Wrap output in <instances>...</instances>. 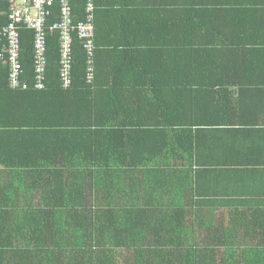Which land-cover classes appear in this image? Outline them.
Wrapping results in <instances>:
<instances>
[{
    "label": "trees",
    "instance_id": "1",
    "mask_svg": "<svg viewBox=\"0 0 264 264\" xmlns=\"http://www.w3.org/2000/svg\"><path fill=\"white\" fill-rule=\"evenodd\" d=\"M133 1L95 0L92 80L74 35L72 81L65 82L60 31L49 33L43 88H36L31 29H19L27 87L13 89L10 66L0 63V264H264V193H250L249 184L247 193L227 190L232 177L264 176L257 164L264 160H250L248 136L235 143L222 109L232 94L204 81L216 73L196 69L207 55L188 44L204 0H176L173 17L154 9L155 0ZM247 2L224 0L223 7L240 12ZM73 8L76 21L86 18L85 0H73ZM59 11L52 9L48 25L62 21ZM157 12L165 19H154ZM138 29L167 31L181 44L164 37L150 48L144 40L143 52L105 42L114 30ZM6 42L0 35V47ZM188 167L193 178L207 176L213 191L194 195L209 201V212L198 213L203 244L185 241L196 229L179 228L180 211L163 209L161 193H147L167 175L181 189Z\"/></svg>",
    "mask_w": 264,
    "mask_h": 264
},
{
    "label": "crops",
    "instance_id": "2",
    "mask_svg": "<svg viewBox=\"0 0 264 264\" xmlns=\"http://www.w3.org/2000/svg\"><path fill=\"white\" fill-rule=\"evenodd\" d=\"M223 1L204 0L205 10L203 17L195 15L197 21L191 25L193 27L191 32L194 33H190L192 35L187 36V38L191 39L188 44L195 45L196 43L197 48L202 49V53L207 55H203L196 69L214 70L216 73L214 77H205L204 81L211 82L219 91L232 94L231 99L228 97V101L222 104V109H224L223 117L225 123H228L227 127L229 128L227 129L236 138L235 143L241 144L243 142L240 135L248 136V144L243 143L250 147V160L263 161L264 0H249L250 3L247 2L240 12H236L230 6L224 9ZM132 3L138 2L134 0ZM158 5L161 9H168L170 17L177 13L176 0H155L154 9ZM119 15V9H114L113 27L116 29H118L117 26L120 24L118 22ZM153 17L154 19L155 17L158 18L160 21L165 19L161 12L153 13ZM203 28L204 30H202ZM207 29L210 32V36L206 34L205 30ZM151 30L138 29L129 32L114 30L109 35H105V42H111L109 39H117L114 42L123 44L130 42L133 47L143 52L147 50L144 40L150 42V48L154 44H162L164 37L170 39V44L176 49L181 44L177 35L170 36L167 31L165 34L163 32L159 34L158 29L156 31ZM209 37H215V39ZM151 39L155 40L151 42ZM241 100L244 101V105H240ZM228 110L229 112L226 113ZM226 118L229 120L227 121ZM246 132L249 134L247 135ZM257 164L264 165V162ZM187 171L188 175L185 173V178L188 180H185L184 183L183 179H181V184L185 185L181 189H177L175 186L177 185L176 177H168L167 175L165 178L160 179V185L153 190L147 187V193H161L159 196L162 198L163 209L180 211L181 214L176 221V225L179 228H184L186 233L191 228L196 229L195 235L190 236L187 234L184 237L185 241L203 244L205 236L202 234L204 230L199 226L202 219L200 214L203 213L202 209L204 208H206V213L209 212V201L207 196L202 195L199 197L194 195L195 193H213V191L211 192L210 188L209 190L207 188L206 184L209 181L207 176L199 175L197 176L198 178H193L195 176L192 175V170L189 167L186 169ZM231 181L233 185H229L227 188L229 193H247L246 184L251 187L250 193H264L262 191L264 188V176L261 173H256L254 176L241 175L239 179L232 177ZM222 185H225V181L222 182ZM139 190L141 191V189ZM177 193H189L191 196L181 197L183 200H180L176 198ZM176 241L180 242V238L177 237ZM170 243H175L174 239Z\"/></svg>",
    "mask_w": 264,
    "mask_h": 264
},
{
    "label": "built area",
    "instance_id": "3",
    "mask_svg": "<svg viewBox=\"0 0 264 264\" xmlns=\"http://www.w3.org/2000/svg\"><path fill=\"white\" fill-rule=\"evenodd\" d=\"M59 6L62 21L48 25L52 9ZM52 8V9H51ZM95 0H85L86 18L76 21L73 0H0V35L7 42L0 47V63L9 64V82L13 89L27 87L22 80V39L19 29L26 27L35 33L34 49L38 54L36 88L44 87L47 43L49 33L60 31V50L63 52V75L66 83H71L73 61V39L77 35L83 42L88 55V79L94 76L95 63ZM8 23V24H7ZM7 24V25H6ZM53 35V34H52Z\"/></svg>",
    "mask_w": 264,
    "mask_h": 264
}]
</instances>
